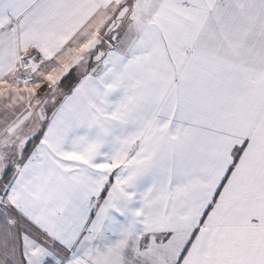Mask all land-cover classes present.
I'll use <instances>...</instances> for the list:
<instances>
[{
    "label": "snow or ice",
    "instance_id": "6c2138e0",
    "mask_svg": "<svg viewBox=\"0 0 264 264\" xmlns=\"http://www.w3.org/2000/svg\"><path fill=\"white\" fill-rule=\"evenodd\" d=\"M0 264H264V0H0Z\"/></svg>",
    "mask_w": 264,
    "mask_h": 264
}]
</instances>
